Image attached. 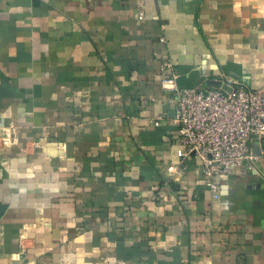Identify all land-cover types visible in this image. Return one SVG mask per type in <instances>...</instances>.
Returning <instances> with one entry per match:
<instances>
[{
	"label": "crops",
	"instance_id": "crops-1",
	"mask_svg": "<svg viewBox=\"0 0 264 264\" xmlns=\"http://www.w3.org/2000/svg\"><path fill=\"white\" fill-rule=\"evenodd\" d=\"M167 64L259 88L264 0H0V264H264V144L178 172Z\"/></svg>",
	"mask_w": 264,
	"mask_h": 264
},
{
	"label": "built area",
	"instance_id": "built-area-1",
	"mask_svg": "<svg viewBox=\"0 0 264 264\" xmlns=\"http://www.w3.org/2000/svg\"><path fill=\"white\" fill-rule=\"evenodd\" d=\"M165 70L161 88L168 93L176 141L183 148L178 172H185L188 160L195 157L210 198L217 200L216 178L238 168L253 170L256 156L250 144H264V81L257 89L227 85L228 93L206 86L177 87L173 67L167 64ZM163 118L158 114L152 125L158 127ZM174 171L171 167L168 172Z\"/></svg>",
	"mask_w": 264,
	"mask_h": 264
},
{
	"label": "water",
	"instance_id": "water-1",
	"mask_svg": "<svg viewBox=\"0 0 264 264\" xmlns=\"http://www.w3.org/2000/svg\"><path fill=\"white\" fill-rule=\"evenodd\" d=\"M205 86L208 88L220 89V90H223V91L228 92V93L231 91V88H229L226 84H224L220 81H215V80H207L205 82ZM256 155H258V154H256ZM254 156H255V154H254Z\"/></svg>",
	"mask_w": 264,
	"mask_h": 264
}]
</instances>
